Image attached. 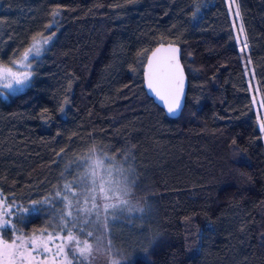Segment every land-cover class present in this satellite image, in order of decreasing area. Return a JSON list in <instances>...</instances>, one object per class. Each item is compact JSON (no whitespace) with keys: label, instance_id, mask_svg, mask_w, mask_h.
I'll list each match as a JSON object with an SVG mask.
<instances>
[{"label":"trees","instance_id":"16d2710c","mask_svg":"<svg viewBox=\"0 0 264 264\" xmlns=\"http://www.w3.org/2000/svg\"><path fill=\"white\" fill-rule=\"evenodd\" d=\"M236 4L235 19L225 0H0V65L55 33L30 86L0 100V201L14 214L1 238L57 230L51 200L98 154L139 203L108 228L122 264H264V0ZM161 44L186 75L177 118L144 89Z\"/></svg>","mask_w":264,"mask_h":264},{"label":"rangeland","instance_id":"374dc122","mask_svg":"<svg viewBox=\"0 0 264 264\" xmlns=\"http://www.w3.org/2000/svg\"><path fill=\"white\" fill-rule=\"evenodd\" d=\"M225 2L230 15L236 19L238 16L233 0ZM232 21L239 32L235 20ZM49 44L44 47L47 48ZM23 52L6 66L12 67L14 72L24 71V68L12 64L13 60L21 59ZM29 63L32 64L29 70L32 78L34 62L31 54ZM3 66L0 65V68ZM3 83V79H0V86ZM0 90L7 92L6 89ZM52 201L59 202L62 207L57 230L42 231L31 236L12 232V239L19 236L29 240V250L32 249L31 241L35 240L37 251L32 252L35 257L32 264H122L111 244L108 228L123 219H133L136 204L139 203L130 193L128 172L120 163L107 156L89 155L83 159L78 181L67 185ZM12 210L0 201V238L2 231L12 229ZM43 247L46 251H43Z\"/></svg>","mask_w":264,"mask_h":264},{"label":"snow or ice","instance_id":"6c2138e0","mask_svg":"<svg viewBox=\"0 0 264 264\" xmlns=\"http://www.w3.org/2000/svg\"><path fill=\"white\" fill-rule=\"evenodd\" d=\"M236 7V16H240L239 5L236 0H233ZM231 7V5H230ZM196 11H199L197 7ZM51 15L55 18L59 16V11L54 10ZM53 27V25H49ZM243 31V24L240 26ZM44 36L43 33L33 35L30 45L22 53L20 60H13V66L24 68L22 72H14L12 67L3 66L0 68V79L4 83L0 88L6 89L7 92L0 90V100L8 101L9 97H15L17 94L24 93L25 89L30 86L32 64L29 63L30 54L33 62L38 61L47 49V46L52 36ZM245 46H247L245 44ZM180 49L172 44L159 45L146 57V84L156 98L162 101L169 114H175L181 109V100L184 94V72L179 62L178 53ZM143 56V51L138 53ZM264 130V123L260 125ZM32 249L29 250V240L23 237H15L9 242L6 239L0 238V264H32L35 257L33 251H37L35 240L31 241ZM43 251L46 248L43 247Z\"/></svg>","mask_w":264,"mask_h":264},{"label":"water","instance_id":"95a60500","mask_svg":"<svg viewBox=\"0 0 264 264\" xmlns=\"http://www.w3.org/2000/svg\"><path fill=\"white\" fill-rule=\"evenodd\" d=\"M174 46H175V45H174ZM177 47H178V46H177ZM178 58H179V62H180V51H179V53H178ZM180 64H181V62H180ZM181 66H182V65H181ZM182 68H183V67H182ZM183 72H184V69H183ZM146 73H147V67H146V63H145L144 70H143V82H144V89H145L147 95H148L149 97H151V98L154 100V102H155L159 107H161V108L163 109V111H164V113L166 114L167 117H169V118H177V117L180 115V113L182 112V109H183V107H184V103H185V95H186V89H187V80H186L185 72H184V77H185V80H184V94H183V97H182V100H181V105H182V106H181V109H180L177 113H175V114H169V113L167 112V109H166L164 103H163L162 101H160L158 98H156V97L154 96V94L151 92V90H149V89L147 88V84H146Z\"/></svg>","mask_w":264,"mask_h":264}]
</instances>
